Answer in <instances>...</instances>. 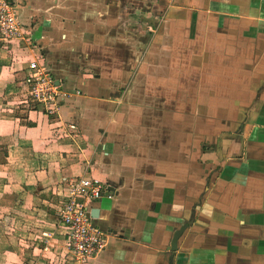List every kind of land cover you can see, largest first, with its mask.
<instances>
[{
	"label": "crops",
	"instance_id": "crops-1",
	"mask_svg": "<svg viewBox=\"0 0 264 264\" xmlns=\"http://www.w3.org/2000/svg\"><path fill=\"white\" fill-rule=\"evenodd\" d=\"M25 1L71 96L32 108L28 57L0 49V264H69L57 213L79 176L113 194L89 264H264V0H68L45 26Z\"/></svg>",
	"mask_w": 264,
	"mask_h": 264
},
{
	"label": "built area",
	"instance_id": "built-area-1",
	"mask_svg": "<svg viewBox=\"0 0 264 264\" xmlns=\"http://www.w3.org/2000/svg\"><path fill=\"white\" fill-rule=\"evenodd\" d=\"M31 34L20 22L16 6L10 0H0V47L20 48L25 40H30ZM25 56L28 57L24 76L27 103L50 118L56 117L71 93L55 77L42 54L30 47ZM64 184L65 199L60 203L57 217L58 224L66 230L68 262L89 264L106 246V232L93 223L92 205L103 198L112 199L113 194L106 182L87 176L69 179Z\"/></svg>",
	"mask_w": 264,
	"mask_h": 264
},
{
	"label": "rangeland",
	"instance_id": "rangeland-1",
	"mask_svg": "<svg viewBox=\"0 0 264 264\" xmlns=\"http://www.w3.org/2000/svg\"><path fill=\"white\" fill-rule=\"evenodd\" d=\"M10 1L16 6V10H17V14H18L20 22L22 24H24L26 27H28L29 32H32V27H31L32 24L30 23V19H23L22 20V19H20L21 17L19 14V12L22 10V8H25L26 6H28L26 1L25 0H10ZM71 2H73V0ZM44 3H46V4H44ZM42 4H44L43 6H44L45 10L43 9V7H41V11L44 13H42V15L39 18L35 17V20H36L35 25L36 26H40L42 24L44 25V23H46V19H45L46 18L45 17L46 7L50 6V7H54L55 9H60L61 7H65V5H67V4L69 6H71L72 3H68V0H44V1H42ZM47 26H48V24H47ZM36 30H37V27H35L34 31H36ZM58 35H60V33ZM25 41H26V43H24L25 45H23V44L20 45V48L18 46L17 47L13 46L12 49L1 48V47H0V49L6 50L7 52H9V54L15 53L16 55L19 54V56H21V55L23 56V54L25 53L27 48H30V47L33 48L32 45H30V44L28 45V43H31L30 40H25ZM25 47H27V48L25 49ZM75 178H77V177H75Z\"/></svg>",
	"mask_w": 264,
	"mask_h": 264
},
{
	"label": "water",
	"instance_id": "water-1",
	"mask_svg": "<svg viewBox=\"0 0 264 264\" xmlns=\"http://www.w3.org/2000/svg\"><path fill=\"white\" fill-rule=\"evenodd\" d=\"M97 213H98V210L96 209L92 210L91 212L92 217H96Z\"/></svg>",
	"mask_w": 264,
	"mask_h": 264
}]
</instances>
